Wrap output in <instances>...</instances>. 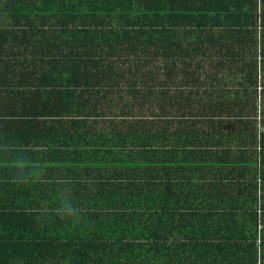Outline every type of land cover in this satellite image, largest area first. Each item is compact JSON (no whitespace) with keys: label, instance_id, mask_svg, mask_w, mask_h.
Masks as SVG:
<instances>
[{"label":"trees","instance_id":"trees-1","mask_svg":"<svg viewBox=\"0 0 264 264\" xmlns=\"http://www.w3.org/2000/svg\"><path fill=\"white\" fill-rule=\"evenodd\" d=\"M259 81L264 0H0V264H264Z\"/></svg>","mask_w":264,"mask_h":264},{"label":"built area","instance_id":"built-area-1","mask_svg":"<svg viewBox=\"0 0 264 264\" xmlns=\"http://www.w3.org/2000/svg\"><path fill=\"white\" fill-rule=\"evenodd\" d=\"M261 89H263V86L260 84V82L257 83V90L258 92L260 93ZM259 99H260V96H259ZM260 109H261V106L260 104L258 105L257 107V115H256V119H257V137L259 138V131H260V119H261V113H260ZM260 150H261V147H260V144L258 143L257 145V160H258V167H259V170H260V167H261V163H260ZM261 188L263 189V187L259 186V189L260 191L259 194L261 193ZM258 212H260V210H258Z\"/></svg>","mask_w":264,"mask_h":264},{"label":"rangeland","instance_id":"rangeland-1","mask_svg":"<svg viewBox=\"0 0 264 264\" xmlns=\"http://www.w3.org/2000/svg\"><path fill=\"white\" fill-rule=\"evenodd\" d=\"M258 3L260 4V0H258ZM148 110H149V107H147V106H144L143 107V112L145 113V114H147V115H150L149 113H148ZM156 112V111H155ZM262 187H263V185H262ZM264 188V187H263Z\"/></svg>","mask_w":264,"mask_h":264},{"label":"crops","instance_id":"crops-1","mask_svg":"<svg viewBox=\"0 0 264 264\" xmlns=\"http://www.w3.org/2000/svg\"><path fill=\"white\" fill-rule=\"evenodd\" d=\"M260 82V84L264 87V85L261 83V81H259Z\"/></svg>","mask_w":264,"mask_h":264}]
</instances>
